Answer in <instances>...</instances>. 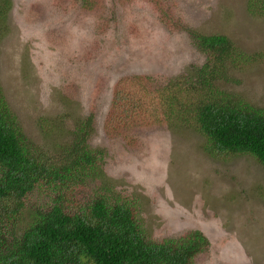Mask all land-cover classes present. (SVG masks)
I'll return each mask as SVG.
<instances>
[{
	"label": "rangeland",
	"instance_id": "obj_1",
	"mask_svg": "<svg viewBox=\"0 0 264 264\" xmlns=\"http://www.w3.org/2000/svg\"><path fill=\"white\" fill-rule=\"evenodd\" d=\"M6 2L0 88L14 121L39 152L59 155L91 117L87 143L105 151L95 176L76 178L70 199L86 204L104 193L132 203L154 241L199 231L207 244L195 264H264V169L253 157L213 155L184 127L146 130L133 146L105 131L120 78L174 77L202 62L192 31L228 37L244 60L222 88L264 108L261 12L248 0H0V7ZM54 203L33 196L20 227Z\"/></svg>",
	"mask_w": 264,
	"mask_h": 264
},
{
	"label": "trees",
	"instance_id": "obj_2",
	"mask_svg": "<svg viewBox=\"0 0 264 264\" xmlns=\"http://www.w3.org/2000/svg\"><path fill=\"white\" fill-rule=\"evenodd\" d=\"M247 4L264 17V0ZM8 6L0 7V20ZM189 35L202 62L174 77L120 78L105 131L133 146L146 130L184 127L202 135L213 155H249L264 169V108L241 102L221 86L233 82L230 71L244 60L242 53L225 35ZM79 124L64 154L39 152L14 121L0 88V264H195L207 244L199 231L154 241L132 203L104 193L86 204L70 199L76 178L95 176L105 152L87 143L91 117ZM37 194L55 203L35 209L20 227L23 210Z\"/></svg>",
	"mask_w": 264,
	"mask_h": 264
}]
</instances>
